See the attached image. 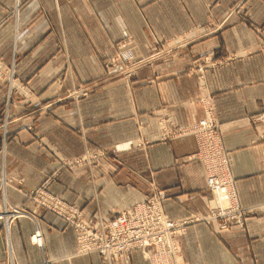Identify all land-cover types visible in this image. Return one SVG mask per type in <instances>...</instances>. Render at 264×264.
<instances>
[{
  "label": "crops",
  "instance_id": "obj_1",
  "mask_svg": "<svg viewBox=\"0 0 264 264\" xmlns=\"http://www.w3.org/2000/svg\"><path fill=\"white\" fill-rule=\"evenodd\" d=\"M119 44L144 60L134 77L106 79L103 61ZM157 44L164 50L153 52ZM263 44L264 0H0V55L15 61L18 78L34 93L30 101L11 104L5 150L0 141V183L1 176L25 179L7 187L10 200L20 204L50 178L54 194L87 216L109 218L143 201L152 178L166 189L172 218L206 212L204 166L185 160L197 151L195 136L163 141L158 122L168 117L192 124L204 116L203 99H209L232 158L239 203L253 213L245 228L221 234L205 223L189 224L181 237L183 264H264V138L249 120L264 113ZM60 74L59 89L51 82ZM72 84L86 94L66 98ZM6 91L0 80V119ZM43 105L50 108L37 111ZM33 120L34 131L26 127ZM108 147L119 154L63 165ZM39 222L43 249L30 242L34 221L20 218L8 227L17 264H148L139 252L111 262L96 253L76 255L74 230L63 218L47 212ZM5 252L0 233V262Z\"/></svg>",
  "mask_w": 264,
  "mask_h": 264
},
{
  "label": "rangeland",
  "instance_id": "obj_2",
  "mask_svg": "<svg viewBox=\"0 0 264 264\" xmlns=\"http://www.w3.org/2000/svg\"><path fill=\"white\" fill-rule=\"evenodd\" d=\"M18 6V5H17ZM18 7H16L14 9V15L17 16L18 15ZM126 45H122L119 44L117 46V51L115 53H113V55L107 57L104 61H103V65L107 71V75H106V79H111L113 77H129L132 78L136 75V69L138 68V65L143 62V58L140 59H134L132 58V54L131 51L127 50ZM162 46V45H161ZM261 51H264V44L261 45L260 47ZM60 50V48L58 49ZM162 51L164 50V48L162 47L161 49ZM160 47L157 45L153 46V52H158L161 51ZM68 61V66L71 67V63L70 60L67 59ZM0 63H1V69H0V80L2 83L5 84V86L7 87V91H6V100L5 102H3V100H1V119H0V141L3 144V148L5 150V146H6V142L7 139L9 137V132H10V126H11V122L13 121L12 116V108H11V104L13 103V100L15 98H22V100L28 99V101H30L29 97L31 96V94L33 93L32 88L30 87L29 83L27 84L24 81H21L16 73V64L15 61L12 62H8L5 60L4 56L1 54L0 55ZM217 64V63H214ZM199 71H202V69L200 68V66L198 67ZM202 76L200 75L199 79L202 81ZM64 80H65V74H60L57 77H55L53 79V81L51 82V85H56L59 89L62 88V86L64 85ZM66 89V88H65ZM83 87H78L76 84H72L70 87H68L66 89L65 92V97L66 98H72L75 100H78L80 97H82L83 95L86 94L85 90H82ZM16 95V97H15ZM57 100H59V97L53 99L51 102H57ZM204 102V116L199 118L197 121L193 122L192 124L189 125H181L179 123H177L176 121H173L172 119L168 118V117H162L159 122V132H160V138L163 141H167L176 137H185L187 135H194L196 140H197V144H198V148L196 153H194L191 156H187L185 158L186 161H190V160H198L200 161L203 166H204V171H205V182H206V189L208 191V193L210 194V198L209 201L207 203V211L203 212V211H199V210H192L187 216L182 217V218H172L171 216H169V214L166 212L165 210V201L168 198V193L166 191V189L160 187L152 178L149 179V190L147 193L146 198L138 203H135L134 205H131L129 207H125V208H117L115 209V211L112 213V215L109 218H103V215H98V217H90L87 216L86 213L84 212L83 209H81L80 207L71 204L67 201H65L63 198H61L60 196L54 194L51 190H50V178H47L44 183L38 187L35 190H31L25 193L26 196V200L23 203L17 204L14 203L13 201L10 200L8 193H7V187H9L10 180H14L17 181L18 183L22 184L24 182V178L23 177H12L10 178V180H6V178H3V176H1L2 178V182L0 183V233H5V245H6V259L4 261H1L0 264H15V259H14V253H13V247L11 245V239H9L8 237V219L10 222V225L12 226L15 221L17 219L20 218H27L30 219L32 221L35 222L36 227L33 231V233L30 235V242L34 245H37L38 247H40L41 249L44 248L45 246V234L44 231L42 230V227L40 225V219H42V217L47 213V212H53L56 215H58L59 217L63 218L67 224L68 227H71L74 230L75 236H76V251L75 254L76 255H90L93 253L98 254L103 260L107 261V262H111L114 260H118L120 258L123 257H128L131 256L132 254L139 252L142 257L147 261L148 264H154V259L151 256H146L144 251L142 249H136L134 251L128 252V253H121L118 255H113L112 258H108L106 257L105 253H103L100 250H90V251H86L83 252V250H81V243H80V239H79V232H78V222L79 221H87L88 226L90 227H98L101 224H105L107 225L111 220H114L115 218H117L119 215H121L123 212H126L128 210H131L133 208H135V206L138 204H143L145 203L147 200H152L153 198L156 197V195H159V193H165L166 197L165 199L161 202V207L162 210L164 212L165 215L168 216V218L173 219V220H183L186 221V227H185V232L182 234H179L178 237V242H179V256L181 258L178 259V262L175 261L176 264H183L184 262V255H183V249H182V244H181V237L184 236L187 232V226L189 224H193V223H197V222H201V223H205L208 226H210L213 231L216 234H221L223 232H227L230 231L232 229H243L246 227L247 225V221L248 218L250 216V214H252L253 212H249V210L244 207L243 205H241L240 203V208H242L244 210V212H242L243 217L240 219V222L236 223L237 219H233V216L231 218H229L228 220H226L225 215L223 214V210L221 209V207L219 206V204L213 203L212 200H215V192L212 190L211 186H209V175H213V174H217L216 172H211L210 170H207V165L205 164V159L204 157L201 155V141L204 140V137H202L203 133H197V132H188L186 134L183 135H179V136H175V137H165L164 136V128H168V126L173 125L176 128H180V129H184V128H188V127H194V126H198L200 125V123H202L203 119H205L207 116L209 118L212 119L213 122V128L211 129V136L213 138H216L218 136V138H220L219 140L222 143V151H224V153L226 154L228 160H229V167L231 168V161L232 158L230 157V155L227 153L226 149L224 148L223 145V130H222V125L220 123V121L218 120V112H217V108L216 105L212 102L209 101V99H203ZM50 105V104H49ZM45 106L43 105L42 107H39L37 109V111L41 112L44 111L45 109H49L50 106ZM28 107H30V104L28 105ZM28 109V108H27ZM18 119H22V117H18ZM24 119V118H23ZM249 120L250 122L257 126V128L259 127L258 131V135L261 138H264V113H257L254 115L249 116ZM26 127L29 130H33L35 129V125H34V120L31 122L26 123ZM262 128V129H260ZM206 141V140H204ZM138 145L142 146L145 145V141L142 139H140L138 141ZM205 146H207V141L205 142ZM204 146V147H205ZM203 147V148H204ZM119 154V149H116L115 147H111V148H101L98 150H87L83 155L75 157L71 160H63V165L68 166L69 168H72L74 165H82V164H88L91 165L93 163H97L99 161H103L108 159L110 156H117ZM151 176H153V174L151 173ZM232 178V177H231ZM5 186V187H4ZM5 190H6V197H7V201L5 200ZM21 192L22 189H19ZM41 192V193H40ZM45 193V194H43ZM50 196L52 198L55 199H60L62 201H64L65 203L68 204V206L73 207L75 209H77V212H79V214L76 215H69L70 217H66L60 213H58L57 211H55V209H52L50 207H48V205L43 204L45 202V199ZM148 202V201H147ZM239 202V199H238ZM11 206H17L20 207V209L24 210L23 214H16L14 217L12 215V213H14V210ZM8 208V209H7ZM222 211V212H221ZM222 213V215H221ZM215 215H220L219 216H215ZM229 224V225H228ZM11 226L9 228H11ZM40 228L43 234V243L42 246L37 244V242H34L33 239V235H35V232L37 231V228ZM17 264V263H16Z\"/></svg>",
  "mask_w": 264,
  "mask_h": 264
},
{
  "label": "built area",
  "instance_id": "obj_3",
  "mask_svg": "<svg viewBox=\"0 0 264 264\" xmlns=\"http://www.w3.org/2000/svg\"><path fill=\"white\" fill-rule=\"evenodd\" d=\"M212 128V119L207 116L200 125L192 128L180 129L170 125L167 129L164 128V136L175 137L188 132L203 133L202 137L207 141V146H205L206 141H201V155L205 159L207 170L217 173L212 176L209 175V186L215 192V197L218 195V200H215L223 210L224 218L228 220L233 216V219H237L236 223H238L243 217L242 212L244 210L240 208L238 196L234 190V180L231 178L228 165L229 160L224 151H222L220 138L211 136ZM227 186L230 189L225 191ZM219 189L224 190L226 192L225 195L219 196V193H217ZM165 197V193H159L152 200H147L148 202L138 204L135 208L123 212L107 225L101 224L98 227H89L87 221H79L78 232L81 250L83 252L100 250L110 259L113 255L142 249L146 256H151L154 259V264L167 262L168 259L176 264L175 261L178 262V259L181 258L179 256L178 237L179 234L185 232L187 223L183 220L170 219L164 214L161 202ZM43 204H47L48 207L55 209V211L66 217H70L68 214L71 216L79 214L77 209L68 206L67 203L60 199L50 196L45 199ZM11 207L14 210V213H12L13 217L16 214L24 213V210L20 209V207ZM215 216L220 217V215ZM33 239L34 242L41 246L44 244L43 234L39 227L35 235H33Z\"/></svg>",
  "mask_w": 264,
  "mask_h": 264
},
{
  "label": "bare ground",
  "instance_id": "obj_4",
  "mask_svg": "<svg viewBox=\"0 0 264 264\" xmlns=\"http://www.w3.org/2000/svg\"><path fill=\"white\" fill-rule=\"evenodd\" d=\"M212 158V157H211ZM230 188L227 186V187H225V191H228ZM234 190H235V188H234ZM218 192L217 193H219V196H221V195H225V191L224 190H222V189H219V190H217ZM215 199L216 200H218V195H216V197H215ZM5 200L7 201V199L5 198ZM216 200H214L215 201V203H216ZM226 203H228V201H226ZM9 220L10 219H8V226H10V222H9ZM158 264V263H157ZM160 264H174V262L173 261H171L170 259H168V261L167 262H164V263H160Z\"/></svg>",
  "mask_w": 264,
  "mask_h": 264
}]
</instances>
